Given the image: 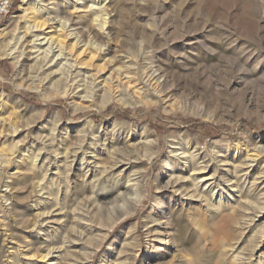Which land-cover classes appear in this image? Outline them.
<instances>
[{
	"label": "rangeland",
	"instance_id": "obj_1",
	"mask_svg": "<svg viewBox=\"0 0 264 264\" xmlns=\"http://www.w3.org/2000/svg\"><path fill=\"white\" fill-rule=\"evenodd\" d=\"M11 1L0 264H264V0Z\"/></svg>",
	"mask_w": 264,
	"mask_h": 264
},
{
	"label": "built area",
	"instance_id": "obj_2",
	"mask_svg": "<svg viewBox=\"0 0 264 264\" xmlns=\"http://www.w3.org/2000/svg\"><path fill=\"white\" fill-rule=\"evenodd\" d=\"M11 7V0H0V21L9 14Z\"/></svg>",
	"mask_w": 264,
	"mask_h": 264
},
{
	"label": "bare ground",
	"instance_id": "obj_3",
	"mask_svg": "<svg viewBox=\"0 0 264 264\" xmlns=\"http://www.w3.org/2000/svg\"><path fill=\"white\" fill-rule=\"evenodd\" d=\"M42 24H43V23H42ZM42 24H41V25H42ZM40 27H41V26H40ZM58 41H59V40H58ZM62 41H63V40H62ZM60 42H61V41H60Z\"/></svg>",
	"mask_w": 264,
	"mask_h": 264
}]
</instances>
